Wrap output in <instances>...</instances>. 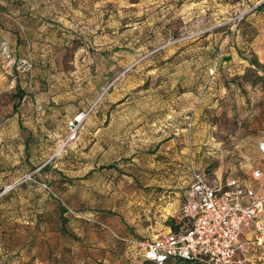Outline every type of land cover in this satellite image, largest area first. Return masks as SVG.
Listing matches in <instances>:
<instances>
[{"label":"rangeland","instance_id":"obj_1","mask_svg":"<svg viewBox=\"0 0 264 264\" xmlns=\"http://www.w3.org/2000/svg\"><path fill=\"white\" fill-rule=\"evenodd\" d=\"M262 140L264 0H0V264H150Z\"/></svg>","mask_w":264,"mask_h":264},{"label":"built area","instance_id":"obj_2","mask_svg":"<svg viewBox=\"0 0 264 264\" xmlns=\"http://www.w3.org/2000/svg\"><path fill=\"white\" fill-rule=\"evenodd\" d=\"M244 18V14L239 20ZM87 112H80L70 122L69 132L60 149L77 139L80 126ZM189 126L192 116H187ZM264 156V140L259 142ZM191 182L186 199L181 206L182 216H191L189 229L161 233L154 238L134 241L144 261L166 264L170 260L206 261L210 264H246L238 255L242 247L240 234L243 226L255 221L256 240H264V221L258 215L264 209V194L252 187L242 186L237 178H225L219 183L192 167ZM264 168L256 167L253 178L259 179ZM248 198L246 202L245 199Z\"/></svg>","mask_w":264,"mask_h":264},{"label":"crops","instance_id":"obj_3","mask_svg":"<svg viewBox=\"0 0 264 264\" xmlns=\"http://www.w3.org/2000/svg\"><path fill=\"white\" fill-rule=\"evenodd\" d=\"M260 142V141H259ZM258 142V145H259ZM259 149V147H258ZM260 151V150H259ZM261 153V152H260ZM264 160V156L261 153L260 160ZM257 167L264 168V163L262 165H258ZM256 168V167H255ZM254 168V169H255ZM237 178L240 180V183L242 186L245 187H252L259 193L264 194V172L262 173L261 177L259 179L253 178V171L250 174H243L235 175L231 174L226 176L225 178ZM223 177L219 179H211L215 183H219L222 179H225ZM245 201H248V198L245 199ZM258 219L261 221H264V209L262 212L259 213ZM240 242L242 244V247L238 250V255L245 259L246 264H252L251 256H254V258L257 257H263L264 258V240L262 242H258L256 240V225L254 220L248 221L242 229V232L240 234ZM260 247L263 249L260 250ZM260 250V251H258ZM9 251V250H7ZM253 258V257H252ZM255 264H264V261H261V263H255Z\"/></svg>","mask_w":264,"mask_h":264},{"label":"trees","instance_id":"obj_4","mask_svg":"<svg viewBox=\"0 0 264 264\" xmlns=\"http://www.w3.org/2000/svg\"><path fill=\"white\" fill-rule=\"evenodd\" d=\"M67 135H68V133H67ZM67 135L61 140V143L63 140H65ZM113 166L114 165H109L108 167H113ZM169 225H170V229H172L174 231L189 229L193 225V218L191 216H182L181 220H179V221H176L175 219L172 218ZM140 239H146V238H140ZM144 262L153 264L149 261H144ZM166 264H210V263H208L206 261H200V260L188 261V260L177 259V260H170Z\"/></svg>","mask_w":264,"mask_h":264}]
</instances>
